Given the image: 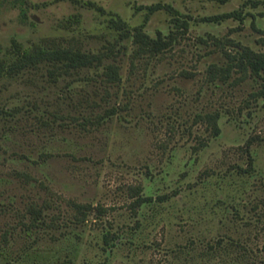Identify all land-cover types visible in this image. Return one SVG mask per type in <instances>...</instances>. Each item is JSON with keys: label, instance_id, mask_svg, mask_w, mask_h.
I'll return each mask as SVG.
<instances>
[{"label": "rangeland", "instance_id": "obj_1", "mask_svg": "<svg viewBox=\"0 0 264 264\" xmlns=\"http://www.w3.org/2000/svg\"><path fill=\"white\" fill-rule=\"evenodd\" d=\"M151 1L0 0V56L11 38L52 40L106 50L102 63L115 61L119 73L106 83L98 64L51 80L41 62L0 76V264H264V93L253 96L259 83L252 76L206 80V63L224 57L199 38L226 34L258 47L253 25L264 27V5L159 0L188 14L187 27L169 47L130 67L132 42L115 39L107 17L133 25L145 14L137 6ZM232 8L243 12L241 20L198 19ZM170 16L164 8L151 11L143 28L166 32ZM110 107L112 113L96 118ZM210 110L219 112L214 135L194 119ZM249 136L253 170L241 171L236 164L245 166ZM200 137L205 144L193 150ZM136 182L142 192L166 194L143 219L149 205L135 211L129 203L127 186ZM66 198L108 208L75 221ZM28 203L41 206L40 223L27 225ZM255 213L262 215L258 224H246L245 215ZM105 228L128 231L103 252ZM220 234L245 239L247 255L237 245L205 246Z\"/></svg>", "mask_w": 264, "mask_h": 264}, {"label": "trees", "instance_id": "obj_2", "mask_svg": "<svg viewBox=\"0 0 264 264\" xmlns=\"http://www.w3.org/2000/svg\"><path fill=\"white\" fill-rule=\"evenodd\" d=\"M250 1L251 4L261 1L264 5V0ZM137 7H144L145 14L143 20L133 25L127 26L124 20L118 15H109L107 17V20L113 28L117 29L115 39L129 37L132 42V47L129 51L130 67L133 66L135 58L142 55L147 58L160 53L164 48L169 47L175 39L178 31L186 29L188 18L190 17L188 14L179 12L169 2L165 1L155 0L139 4ZM97 8L99 10L103 9L101 6H97ZM158 8H164L171 13L170 18L172 21V27L168 28L166 32L156 28L151 34L143 28L144 20L147 13ZM228 16L241 20L243 12L239 9L232 8L226 11L202 14L198 16V19L216 21ZM253 27L257 31L254 41L258 44V47H253L252 45L226 34L215 35L213 33H207L206 37L199 36L200 40H209L210 43L218 47L224 57L222 61L210 60L206 63L204 67V77L206 80H225L231 74L232 81L252 76L257 78L259 83V85L252 90L253 96L264 93V27L256 25H253ZM105 52L106 50H86L77 45H72L71 43L61 44L52 40L43 43L35 42L22 44L20 41L11 38L9 48L6 49V54L0 56V76L23 67L35 66L38 63L44 62L48 63V66L46 67L47 77L51 80H55L60 74L68 73L71 69L99 64L100 78L106 83H113L119 79L118 64L113 60L102 63V57L105 55ZM113 111L114 108L112 107L104 108L101 112L96 113L95 116L96 118H102L103 115L110 114ZM218 115L219 112L217 110L196 112L194 119L203 122L208 128L209 134L214 135L219 131V125L217 123ZM252 140V136H249L244 140L243 149L246 152L245 166L236 164V167L241 171L253 170L252 155L248 149V145ZM205 142L206 139L200 137L196 143L192 144V149L196 150L198 147L205 144ZM141 188V184L138 182L127 186L128 193L132 197L129 203L135 211L143 204L149 205L150 210L143 214L141 217L143 219L153 215L155 204L162 201L166 197V194L164 192L156 194L145 193L142 192ZM66 202L72 208V218L75 221L85 219L87 212L90 210H93L94 217L97 218L108 208L106 205L99 202L92 204L87 201H78L72 198H66ZM250 206L255 207V202ZM25 209L29 214L27 225L37 224L42 221V218L39 219L42 211L40 205L28 203ZM237 210L238 209H235V213H237ZM255 214L258 215H255L254 217L245 215V223L248 224L250 221L254 225H257V221L261 219L262 215L260 213ZM139 223L140 219L135 217L132 226L133 229H136ZM127 231V228H120L119 230L105 228L101 230L99 242L100 248L105 252V249H109L112 245L116 244V241L123 239V236H125L124 233ZM246 243L247 241H245V239L240 240L237 237L228 234L211 236L210 239L205 240V246L209 249L220 246L222 247L226 244L232 246L237 245L238 247L236 249L247 255V251L250 247L246 245ZM261 247L264 250V242L261 243ZM241 252L239 254H242ZM261 259L264 261V258ZM248 263L251 262L249 261ZM248 263L245 260V264Z\"/></svg>", "mask_w": 264, "mask_h": 264}]
</instances>
